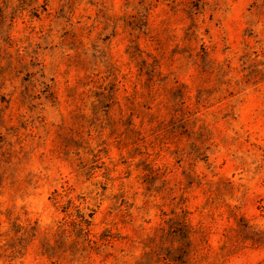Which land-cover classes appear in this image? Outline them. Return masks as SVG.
Here are the masks:
<instances>
[{"label": "rangeland", "instance_id": "374dc122", "mask_svg": "<svg viewBox=\"0 0 264 264\" xmlns=\"http://www.w3.org/2000/svg\"><path fill=\"white\" fill-rule=\"evenodd\" d=\"M182 222L264 264V0H0V264H158Z\"/></svg>", "mask_w": 264, "mask_h": 264}, {"label": "trees", "instance_id": "16d2710c", "mask_svg": "<svg viewBox=\"0 0 264 264\" xmlns=\"http://www.w3.org/2000/svg\"><path fill=\"white\" fill-rule=\"evenodd\" d=\"M177 227L174 228L176 231L174 232V240H176L177 242H179V248L175 250V252H177L175 259L173 260H161L159 261L158 264H191L189 261V251L192 247V241L190 239V231L188 230L189 225L186 222H182V223H178L176 225ZM43 249H44V253H42V256H46L48 260H54L57 259L55 257V254L53 252V248L50 245V242L47 240L45 242L42 243ZM49 252H51V254H53L52 256H50ZM178 258V259H177Z\"/></svg>", "mask_w": 264, "mask_h": 264}]
</instances>
